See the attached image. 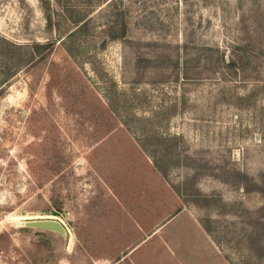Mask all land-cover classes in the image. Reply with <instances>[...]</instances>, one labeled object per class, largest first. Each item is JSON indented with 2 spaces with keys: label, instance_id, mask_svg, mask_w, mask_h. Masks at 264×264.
Wrapping results in <instances>:
<instances>
[{
  "label": "rangeland",
  "instance_id": "rangeland-1",
  "mask_svg": "<svg viewBox=\"0 0 264 264\" xmlns=\"http://www.w3.org/2000/svg\"><path fill=\"white\" fill-rule=\"evenodd\" d=\"M240 39L261 52L244 71ZM233 169L264 173V0H0V264H130L144 207L172 210L186 179L210 203L182 206L240 264L264 196Z\"/></svg>",
  "mask_w": 264,
  "mask_h": 264
},
{
  "label": "trees",
  "instance_id": "trees-1",
  "mask_svg": "<svg viewBox=\"0 0 264 264\" xmlns=\"http://www.w3.org/2000/svg\"><path fill=\"white\" fill-rule=\"evenodd\" d=\"M44 5L48 6V0H40ZM46 18V26L51 30L54 26V22L52 21V15L49 11L45 14ZM76 20V19H75ZM78 20V19H77ZM121 28L125 31L126 22L122 21ZM55 38H49L44 41L32 40L25 45L29 48L28 59L32 63H37L43 60L51 51L53 50L56 44ZM20 45V44H17ZM185 45V44H183ZM235 47L237 52H240L243 57H241L239 64V69L244 71L248 68V62L254 57L259 56L258 50H256V46L251 41H247L246 39H240L236 41ZM262 50V48H261ZM263 51V50H262ZM157 145V143H155ZM158 144L167 148V146L159 141ZM142 149L150 156L157 170L162 174V176H166L167 167L160 163V159L157 156H162V154H157V148L147 147V145L141 142ZM171 151V150H170ZM226 171V170H225ZM196 174V171L194 172ZM224 173V172H223ZM227 173L228 177H233L234 181L232 184L236 185V187H242L245 192H258L262 196H264V173L260 172L257 176L251 175L245 171H241L239 169H233L232 174ZM224 182H229L227 177H220ZM173 189L177 192V194L182 198L184 202L192 201L200 207H207L209 205V196L197 191H192L190 187L192 184L188 179L182 182V185H175L171 183ZM245 215L248 216V219L243 220L242 229L240 238L238 239L240 243L242 242L243 247H245V254L241 256L240 264H264V202L254 208H245ZM236 215H238L236 213ZM200 222L203 228L210 233L211 226L208 224V221H205L203 218H200ZM227 258V257H226Z\"/></svg>",
  "mask_w": 264,
  "mask_h": 264
},
{
  "label": "crops",
  "instance_id": "crops-1",
  "mask_svg": "<svg viewBox=\"0 0 264 264\" xmlns=\"http://www.w3.org/2000/svg\"><path fill=\"white\" fill-rule=\"evenodd\" d=\"M136 200L138 204H148L146 198L138 197ZM182 205L177 195L170 211L162 212L159 201L152 212L150 207H144L147 215H154V218L150 227L147 226L148 232H142L141 239L133 244L129 254L135 252L133 249L140 242L151 243L142 254L130 258V264H226L198 219ZM157 234L159 236L156 237Z\"/></svg>",
  "mask_w": 264,
  "mask_h": 264
}]
</instances>
